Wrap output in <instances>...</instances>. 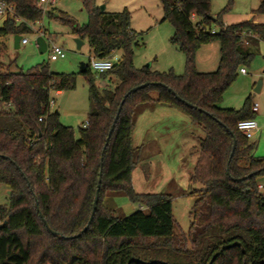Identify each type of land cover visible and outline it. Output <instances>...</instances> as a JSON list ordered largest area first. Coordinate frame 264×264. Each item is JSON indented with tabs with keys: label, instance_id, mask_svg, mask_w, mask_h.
Returning a JSON list of instances; mask_svg holds the SVG:
<instances>
[{
	"label": "trees",
	"instance_id": "16d2710c",
	"mask_svg": "<svg viewBox=\"0 0 264 264\" xmlns=\"http://www.w3.org/2000/svg\"><path fill=\"white\" fill-rule=\"evenodd\" d=\"M78 1L87 11V23L72 24L63 14L60 20L87 42L91 57L121 52L118 63L98 75L112 76L115 83L99 89L84 64L80 75L88 86L87 127L76 135L51 111L50 96L73 91L76 74H56L47 66L25 73L0 71V184L10 193L9 205L0 206V264H264V194L257 188L264 178V157H254L253 145L237 130L238 122L254 119L256 113L250 97L238 110L220 107L264 40V25H223L232 0L216 17L209 13L210 0H159L161 23L172 25L170 43L185 58L184 74L175 75L134 67L137 34L127 11L105 14L94 0ZM0 2L14 9L0 27V38L29 34V25L43 18L35 0ZM254 12L264 14V0ZM45 15L53 18L51 11ZM214 25L218 31L212 33ZM214 42L219 44L217 68L200 73L196 53ZM144 84L148 86L124 100L114 123L124 95ZM151 105L177 107L204 130L188 181L190 226L180 236L174 231L171 197L137 194L131 184L135 114ZM116 196L146 212L139 208L118 217L104 204Z\"/></svg>",
	"mask_w": 264,
	"mask_h": 264
},
{
	"label": "rangeland",
	"instance_id": "374dc122",
	"mask_svg": "<svg viewBox=\"0 0 264 264\" xmlns=\"http://www.w3.org/2000/svg\"><path fill=\"white\" fill-rule=\"evenodd\" d=\"M228 1L210 0V15L216 17L220 14L228 6ZM259 3L260 0H232L228 13L221 18V23L232 25L251 22L264 25V14L254 12ZM94 6L103 8L105 14L123 11L130 14V28L137 34L133 42L138 46H134L135 68L148 67L149 64L152 71L171 70L175 75L184 74V55L170 43L173 27L168 21L161 23L163 13L159 0H94ZM48 11L52 12L53 18L46 17L45 13ZM42 12L43 18L32 25L31 33L21 36L27 40V44L15 49L12 36L0 38V45L5 46L3 51L0 49V71L25 73L47 66L56 74H76L73 91L62 92L60 95L53 91L50 96L53 100L51 111H56L59 122L65 127H71L77 135L78 129L86 122L89 107L88 86L85 78L80 75V66L88 64L91 54L86 41L77 49L75 42L77 37L71 33L68 25L61 22L60 15H65L72 24L83 26L88 21L87 11L78 0H53V4L47 3L43 6ZM194 19L193 24L197 22ZM216 31L218 26L214 25L213 32ZM39 34L45 35L47 44L51 42L61 47L65 52V58L50 61L48 51L40 54L35 42ZM214 45L218 44L214 42ZM253 54L251 62L243 67L246 74L238 72L237 79L224 93L220 107L238 110L244 100L250 97L251 102L258 106L254 118L264 123V40L259 41ZM219 55L218 50L212 54L213 67L198 65L196 69L203 71V67L204 70H213L211 68H216L215 61H218ZM114 57L120 59L121 52L116 51L112 58ZM201 60L202 57L199 59L200 64ZM203 62L206 63L204 57ZM91 74L99 89L111 88L115 83L109 76L101 78L93 71ZM258 82H261V89L256 93ZM150 95L156 98L155 92ZM148 107L139 108L135 114L132 131L135 165L131 173V184L137 194H164L171 197L174 231L180 236L187 234L190 226L193 199L189 196L188 181L197 158L195 149L199 147V141L204 137V130L194 125L191 118L177 107L159 106L172 110L146 114V110L151 109ZM154 118L157 121L151 122ZM248 141L253 145L252 155L256 158L264 157V126L261 132ZM258 183L264 186V178L259 179ZM262 193L264 194V191ZM104 204L118 217L126 212L128 214L136 212L140 208V205L129 202L124 196L107 197ZM8 205L9 190L0 184V206ZM140 210L146 212L142 206Z\"/></svg>",
	"mask_w": 264,
	"mask_h": 264
},
{
	"label": "built area",
	"instance_id": "2783aa9c",
	"mask_svg": "<svg viewBox=\"0 0 264 264\" xmlns=\"http://www.w3.org/2000/svg\"><path fill=\"white\" fill-rule=\"evenodd\" d=\"M47 3L53 4V0H36V7L38 9H40L42 11L43 6ZM14 15V9L12 5H8L6 3L0 2V18H6L7 17H12ZM191 19H194V16H191ZM32 25L31 26L32 28ZM213 33V31H212ZM39 36H42L45 40V35L43 34H39ZM46 41V40H45ZM27 40L25 38H21L20 40V45H25L27 44ZM46 51H48L49 54V60L50 61H57L59 59H64L65 58V52L64 50L49 42L48 44L46 43ZM113 55L105 58V59H97V58H93L90 57L89 61H88V66L89 69L93 72H95L97 75L99 74H104L108 71H110L112 69V67L118 63L119 59L117 60V58L114 57V59L112 58ZM241 74H245V70L244 69H240L239 71ZM53 103V101L51 102V104ZM253 112H257L258 111V106L257 104H253V108H252ZM87 127V122H85L82 126V128H86ZM237 130L244 136L245 139L250 140L252 139L255 134L258 131V126L257 123L255 122L254 119L251 120H242L240 122L237 123ZM257 188L260 192L264 191V186L261 183H258Z\"/></svg>",
	"mask_w": 264,
	"mask_h": 264
},
{
	"label": "water",
	"instance_id": "95a60500",
	"mask_svg": "<svg viewBox=\"0 0 264 264\" xmlns=\"http://www.w3.org/2000/svg\"><path fill=\"white\" fill-rule=\"evenodd\" d=\"M101 10H103V8H101ZM20 40H21V36H18V35L13 36V45H14V48H15V49H18V48H19ZM35 42H36V45H37V48H38V52H39L40 54L45 53L47 47H46V41L44 40V38H43L42 36H39V37L36 38V41H35ZM75 42H76V47H77V49H79V48L81 47V45L83 44V42H82L81 40H79L78 38L75 40ZM84 72H85L84 64H81V66H80V73H84ZM153 85H160V86H163V85H161V84H153ZM147 86H148V84H144V85H142V86L135 87V88L131 89L130 91H128V92L124 95V97H123V99H122V101H121L120 107H119L118 110H117V114H116V116H115V118H114V123L116 122V120H117V118H118V115H119V112H120V109H121V106H122L124 100H125V99H126L131 93L136 92L137 90L142 89V88H145V87H147ZM260 89H261V82H258L257 85H256V88H255V92L258 93V92L260 91ZM169 91L172 93V95L175 96V93H173L170 89H169ZM175 97H176V100H177V101H179V102L185 104L187 107H191L190 104H188V103H186V102L180 100L177 96H175ZM113 128H114V124L112 125V127H111V129H110V131H109L108 136L111 135ZM106 144H107V141H106ZM235 144H236V142H235V140H234V143H233V150H232V152H231L230 157L233 155V151H234ZM99 182H100V179H99ZM98 192H99V191L97 190V191H96V194H95V198H94V202H93V207H92V213H91V216H90V219H89V223L91 222L92 216H93V214H94V212H95V209H96V206H97V202H98ZM9 194H10V193H9ZM36 209H37V211L39 212V208H38V204H37V203H36ZM40 217H41V215H40ZM42 221H43V224H44L45 228L48 230V232H49L50 234H52V235H56L55 232H53V231H51V230L49 229L47 223H46L44 220H42ZM85 230H86V228L83 229V231H85ZM77 236H79V235H77ZM71 238H73V237H71ZM71 238H69V239H71Z\"/></svg>",
	"mask_w": 264,
	"mask_h": 264
},
{
	"label": "crops",
	"instance_id": "0c3cea01",
	"mask_svg": "<svg viewBox=\"0 0 264 264\" xmlns=\"http://www.w3.org/2000/svg\"><path fill=\"white\" fill-rule=\"evenodd\" d=\"M6 20V18H1V20H0V27H2V24H3V22ZM194 20H197V19H194ZM12 39H13V36H12ZM216 43V42H215ZM218 44V43H217ZM19 46H20V43H19ZM218 46V47H217ZM175 47V46H174ZM258 47V46H257ZM175 49H176V47H175ZM217 50H218V52H219V44L218 45H214V43H211V44H208V45H204V46H202L199 50H198V52L196 53V57H195V60H196V67L199 65L200 67L201 66H206V67H213V58H212V54L214 53V52H217ZM200 57H202V60H201V64H200V62H199V59H200ZM203 57L204 58H206V63L204 64V62H203ZM219 57H220V55H219ZM217 59V58H216ZM218 61H219V59H218ZM218 61H215V63H216V68H217V65H218ZM148 68H150L149 67V64H148ZM216 68H211V69H213V70H210V71H208V70H204V68L202 67V69H203V71H200L199 70V68H197L198 69V72H200V73H206V72H213V71H215L216 70ZM215 69V70H214ZM241 74V73H240ZM246 74V73H245ZM245 74H242V75H245ZM109 78L111 79V81H114L115 80V78L114 77H112V76H109ZM114 79V80H113ZM56 94H58V95H60L61 93L60 92H58V93H56ZM254 104V103H253ZM159 106H165V105H151V106H149L148 108H151V109H147L146 110V114H149V113H153V114H155V113H157V112H162V111H167V110H172V109H165V108H167V107H159ZM170 108V107H169ZM229 109V108H228ZM173 112V111H172ZM258 112V111H257ZM257 112H256V115H257ZM148 116V115H147ZM143 119H141V121H142ZM254 120H255V122L257 123V126H258V131H257V133L256 134H258L259 132H261V128L264 126V123H262V121H258L257 119H255L254 118ZM134 121H135V119H134ZM155 122V121H157L155 118H154V120H151V122ZM144 122V121H143ZM146 122V121H145ZM147 126H148V124H146ZM134 131V130H133ZM125 215H128V213L126 212V214Z\"/></svg>",
	"mask_w": 264,
	"mask_h": 264
}]
</instances>
